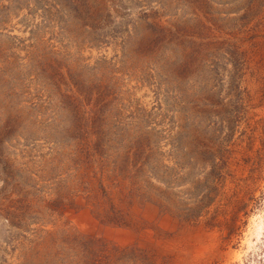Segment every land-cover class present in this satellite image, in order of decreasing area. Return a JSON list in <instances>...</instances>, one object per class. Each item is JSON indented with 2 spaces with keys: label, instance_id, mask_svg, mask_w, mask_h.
<instances>
[{
  "label": "rangeland",
  "instance_id": "obj_1",
  "mask_svg": "<svg viewBox=\"0 0 264 264\" xmlns=\"http://www.w3.org/2000/svg\"><path fill=\"white\" fill-rule=\"evenodd\" d=\"M0 264H264V0H0Z\"/></svg>",
  "mask_w": 264,
  "mask_h": 264
}]
</instances>
